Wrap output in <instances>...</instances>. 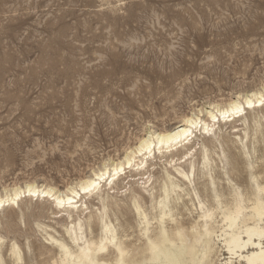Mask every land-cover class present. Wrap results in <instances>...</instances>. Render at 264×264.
I'll use <instances>...</instances> for the list:
<instances>
[{"label":"rangeland","instance_id":"rangeland-1","mask_svg":"<svg viewBox=\"0 0 264 264\" xmlns=\"http://www.w3.org/2000/svg\"><path fill=\"white\" fill-rule=\"evenodd\" d=\"M262 85L264 0H0V194L33 183L63 191L147 132ZM227 126L220 140L233 138ZM260 131L264 122L257 156ZM155 157L152 173L164 164ZM130 171L109 191L120 204L146 178ZM40 204L0 210L6 243L7 221L22 245L44 242L32 215L59 229Z\"/></svg>","mask_w":264,"mask_h":264},{"label":"bare ground","instance_id":"bare-ground-1","mask_svg":"<svg viewBox=\"0 0 264 264\" xmlns=\"http://www.w3.org/2000/svg\"><path fill=\"white\" fill-rule=\"evenodd\" d=\"M261 95L263 85L181 116L174 127L147 132L122 159L102 164L63 191L35 183L1 190L0 210L25 198L41 201L54 209L59 229L36 220L41 213L32 215L44 242L22 245L17 228L5 222L14 238L6 243L0 235V264H264V132L260 156L254 146L264 122ZM237 98L241 114L225 117ZM227 125L233 138L220 140ZM157 154L164 164L152 173L149 160ZM128 169L136 172L128 179L146 178L120 204L109 191L118 190ZM18 218L23 221L21 210Z\"/></svg>","mask_w":264,"mask_h":264},{"label":"snow or ice","instance_id":"snow-or-ice-1","mask_svg":"<svg viewBox=\"0 0 264 264\" xmlns=\"http://www.w3.org/2000/svg\"><path fill=\"white\" fill-rule=\"evenodd\" d=\"M239 98H237L236 102H233V104L229 107V109H226L224 112L225 117H227L229 115V113L234 114V115H240L242 110H243V106L238 102ZM260 104L264 105V95H261L260 97ZM247 106L248 107H253V103L251 100L247 101ZM207 130V129H205ZM122 171V169H121ZM92 187H95V184L92 185ZM81 191L86 192V193H90L91 192V188L90 187H82ZM19 197H17L18 199ZM69 203H71V201H69ZM0 206H2V202H0ZM260 239L262 241H264V234H261ZM262 250H264V245H262Z\"/></svg>","mask_w":264,"mask_h":264}]
</instances>
